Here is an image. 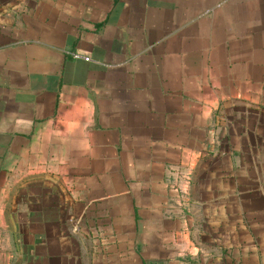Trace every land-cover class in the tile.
I'll list each match as a JSON object with an SVG mask.
<instances>
[{
    "label": "crops",
    "instance_id": "crops-1",
    "mask_svg": "<svg viewBox=\"0 0 264 264\" xmlns=\"http://www.w3.org/2000/svg\"><path fill=\"white\" fill-rule=\"evenodd\" d=\"M0 264H264V0H0Z\"/></svg>",
    "mask_w": 264,
    "mask_h": 264
},
{
    "label": "built area",
    "instance_id": "built-area-1",
    "mask_svg": "<svg viewBox=\"0 0 264 264\" xmlns=\"http://www.w3.org/2000/svg\"><path fill=\"white\" fill-rule=\"evenodd\" d=\"M78 57V55H76ZM85 60L90 61L91 58L90 57H85ZM173 190H177V191H181L182 193L186 192V189L182 188L181 186H179V183H174L172 186Z\"/></svg>",
    "mask_w": 264,
    "mask_h": 264
}]
</instances>
